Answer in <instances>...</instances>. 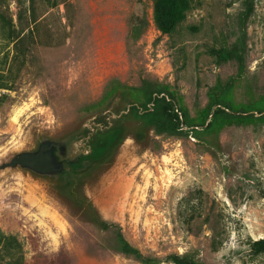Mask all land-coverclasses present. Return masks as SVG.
<instances>
[{
    "label": "rangeland",
    "instance_id": "obj_1",
    "mask_svg": "<svg viewBox=\"0 0 264 264\" xmlns=\"http://www.w3.org/2000/svg\"><path fill=\"white\" fill-rule=\"evenodd\" d=\"M97 114L82 205L0 173V264H264V0H0V164Z\"/></svg>",
    "mask_w": 264,
    "mask_h": 264
},
{
    "label": "water",
    "instance_id": "obj_2",
    "mask_svg": "<svg viewBox=\"0 0 264 264\" xmlns=\"http://www.w3.org/2000/svg\"><path fill=\"white\" fill-rule=\"evenodd\" d=\"M121 99L118 95L113 104H120ZM101 117L89 116L77 128L56 136L40 132L29 148L15 151L0 164V173L17 170L29 174L82 205L87 200L80 199V192L113 163L127 140L128 121Z\"/></svg>",
    "mask_w": 264,
    "mask_h": 264
},
{
    "label": "trees",
    "instance_id": "obj_3",
    "mask_svg": "<svg viewBox=\"0 0 264 264\" xmlns=\"http://www.w3.org/2000/svg\"><path fill=\"white\" fill-rule=\"evenodd\" d=\"M156 22L162 33L170 35L176 30L179 19L171 12L161 11L157 6ZM252 246L255 254L264 253V239L254 241Z\"/></svg>",
    "mask_w": 264,
    "mask_h": 264
},
{
    "label": "bare ground",
    "instance_id": "obj_4",
    "mask_svg": "<svg viewBox=\"0 0 264 264\" xmlns=\"http://www.w3.org/2000/svg\"><path fill=\"white\" fill-rule=\"evenodd\" d=\"M171 176V175H170Z\"/></svg>",
    "mask_w": 264,
    "mask_h": 264
}]
</instances>
